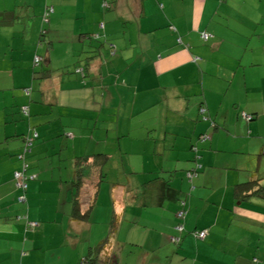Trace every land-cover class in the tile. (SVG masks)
I'll list each match as a JSON object with an SVG mask.
<instances>
[{
	"label": "crops",
	"instance_id": "0c3cea01",
	"mask_svg": "<svg viewBox=\"0 0 264 264\" xmlns=\"http://www.w3.org/2000/svg\"><path fill=\"white\" fill-rule=\"evenodd\" d=\"M259 10L264 0H0V264H82L107 235L113 210L119 227L130 225L127 238L147 233L152 243L137 226L145 216L150 228L161 223L168 240L177 201L152 187L128 203L129 189L157 176L185 194L180 240L169 251L156 243L168 264H264V197L234 191L255 177L264 186V49L249 46ZM36 54L42 60L34 67ZM241 111L255 118L246 122ZM32 131L37 137L20 158ZM202 133L211 138L199 141ZM193 144L202 168L176 186L194 163ZM128 145L144 163L153 160L140 185L112 188L105 180L97 191L96 176L88 177L80 210L97 191L95 202L85 219H74L78 158L116 146L125 153ZM24 163L34 175L26 191L13 175ZM193 230L207 234L195 239ZM116 236L117 260L123 246ZM149 253L159 260L149 251L129 264H150Z\"/></svg>",
	"mask_w": 264,
	"mask_h": 264
},
{
	"label": "trees",
	"instance_id": "16d2710c",
	"mask_svg": "<svg viewBox=\"0 0 264 264\" xmlns=\"http://www.w3.org/2000/svg\"><path fill=\"white\" fill-rule=\"evenodd\" d=\"M107 6H108V4L106 3V7ZM51 7H52L51 5L46 6L44 8V11L41 14V23H42L41 34L42 35L45 34V32H46L45 26L49 23L50 15L53 12V10L49 11V8H51ZM44 12L48 13L47 22L44 21V19H43ZM100 28H103V24L101 25ZM199 33H200V39L203 42L208 41L209 38L211 37V34L206 32V31H201ZM203 34H207L206 39L202 36ZM95 37H98V34H96ZM177 41L181 43L182 42L181 37H178ZM185 45L188 46V44H185ZM263 46H264V44H263ZM36 57H37V60H36ZM41 60H42L41 56H39L37 54L34 55V57H33L34 67L38 66L40 64ZM198 60H199L198 56L192 58V61H194V62H197ZM82 66H85V65L83 64ZM82 66H78L76 68V71L80 72V70H81L82 72H80V73L83 74L84 68ZM24 91L26 94H28L30 92V88L26 87V88H24ZM24 107L27 108V113L24 112V110H23ZM204 110H205V108L203 106H201L200 112L203 113ZM21 112H22V114L27 115L28 114V107L27 106H21ZM241 114H242V119L246 122H250L255 118V115L252 113H249V112L247 113L245 111H241ZM246 116L248 118H246ZM211 125H212V127H214L215 122L214 121L211 122ZM33 134H34V131H32V133L29 134L25 138L24 148H23V150L19 156L20 158H23V155L25 152L30 151L31 146L33 144V141L37 137V134L35 136H33ZM29 138L32 139L30 144H28ZM210 138H211V134H208V133H202L197 137V139L201 142L209 140ZM191 149L196 153V157L194 159L193 165L190 167L192 170L191 169L187 170V172L189 170L195 171L194 172L195 174L190 179L186 175V177L189 179L190 182L195 176H197V174L200 172V170L202 168V164L199 161L200 156L197 154V152L199 150L198 147L195 144H193ZM110 159H111V155L108 153L95 152L89 156H80L78 158V160L76 161V166H75L76 168L74 170V180L71 182L72 185L75 187V189L78 192V193L76 192L74 199H73L74 201H73V208H72V217L74 219H77V220L85 219L87 214H88L89 209L94 205L95 198H96V192L99 190L98 189L99 184L102 182H105L107 176L110 174L108 172L109 167H107L109 162H110ZM25 164L27 165V163H24L21 168H23ZM118 169H119V171L115 170L116 177H118V178H115L111 182V184H109L110 187H112V188L125 185L124 183H122L121 179L123 178V176H125L126 168L124 166L123 167L124 170H121L120 168H118ZM15 171H17V170H15ZM113 172H114V170H113ZM187 172H186V174H187ZM25 173L27 175H32V174L27 173V167L25 168ZM112 174H110V175H112ZM90 176H96V180L93 183V186L96 188L97 191L92 194L90 199H88L87 210L81 211L80 210V207H81L80 204L83 201V199L80 196V190L84 189L83 186L85 184V180L88 179V177H90ZM33 177H34V175H33ZM32 178H30V179H32ZM30 179H28V178L26 179V183H27L26 188H20V187H17L16 180L14 178V182L16 185L15 187L19 190L26 191L28 188V182ZM152 187H154L156 190L161 192L160 193V196H161L160 199L167 197L170 199V201H177L179 207H180V201H182V200L185 201V197H184L185 194H183V192H181L179 189L172 187L170 185V179H165L163 177H158V176L142 183L141 186L136 187L135 189H129L128 190L129 200L126 198L125 201L128 200V203H129L135 199L137 200L140 197L143 198V196L145 195V189L147 190V188H152ZM138 188L142 189V193H141L142 195L138 193V191H137ZM234 191L237 195H240L239 197L242 199H248V198H251V197L256 196V195L264 197V186H263V184L260 183V180L256 177L249 180V181H246V182L237 183L235 188H234ZM17 217H19V216H17ZM120 220H121L120 219V213H117L115 210H113V213L111 216V222H110V226H109V231H108L107 235L98 244H96L95 246L90 248L88 254L81 260L82 264H116V258H114V248L113 247H114V243L116 241V234L118 232ZM28 226L29 227H35V225H33L32 223H28Z\"/></svg>",
	"mask_w": 264,
	"mask_h": 264
},
{
	"label": "rangeland",
	"instance_id": "374dc122",
	"mask_svg": "<svg viewBox=\"0 0 264 264\" xmlns=\"http://www.w3.org/2000/svg\"><path fill=\"white\" fill-rule=\"evenodd\" d=\"M261 12L262 11L259 10L257 13V16H256V14L254 15L256 18V22L253 24V30L255 31V37H253V39L250 41L249 46H261L264 49V46L262 45V44H264V35H263L264 34V14H262ZM254 38H256L257 41ZM127 149L128 150L125 153H122L119 150L118 146H116L114 149L110 150L111 159H110V162H109L107 167H111L114 170V172L112 175L109 174L107 176L105 183L107 184L108 187H110L109 184H111V182L115 178H118V177H116V172H115L114 168H120L121 169L123 166H125V168L128 169L129 176H128V178L123 176V179H121L122 183H124L125 185H128V186L129 185L130 186H138V185H140V183L142 181L140 177L145 175L144 174L145 170L151 169V167L153 166V160H149L146 163H144L141 160V158H139L137 156L138 155V153H137L138 148L137 147L132 148L130 145H128ZM116 152L122 153L123 158L125 155L127 156L125 158L127 160V164H126V161L123 160V158L119 154L115 155ZM164 165L167 166L168 165L167 162ZM189 169H191V168H189ZM187 170L185 171V177H186ZM186 181H189V179L187 177L186 178L177 177L173 180V183L176 186H179V185L184 184ZM99 201H100V199H99ZM131 210H134V209L133 208L129 209V211H128V217L129 218H131V216H130ZM149 219L150 218H147L145 216L139 218V222L137 223L138 224L137 226L141 230H149L150 234H152L153 237L155 238L152 241V243H150L149 239H147V233H145V238L143 240L140 239L138 234L130 236L131 238H127V226H130V225H126L127 220L122 221L123 225L119 227L117 235H119V232H120V238H118V239L121 241L123 249L119 252L118 259L116 260L117 264H126V263L129 264V261H130V263H132L134 261V259H133L134 257H132V256L137 257L140 255V253L144 252V254H145L149 251L154 252V256H157L160 260V261L159 260L153 261V259L151 260L150 259L151 255L149 253L148 260H151L150 264H162V262H165L166 264L170 263L169 259H167V257H166L165 249L164 248L159 249L157 247L156 243H163V246H165L166 250L169 251V249H171L172 247L177 245L176 243L171 241V239H169L170 238L169 235H179L181 238V234L184 231L178 232L174 229V226L178 221L177 218L175 217L176 222L172 227L174 231H173V233L168 232L167 233L168 240L164 241L163 234H161V232H164L163 227L161 226V223L157 224L156 230H155L153 228H150L152 224H151V221ZM100 220H101V218H100V216H98L97 223H96L97 225H100V222H99ZM131 222L134 223L133 221H131ZM182 222H184V219L182 220ZM141 230H139V231H141ZM191 235H192V232H191ZM133 236H135V237H133ZM193 237L196 239L195 236H193ZM200 240H202V239H200ZM124 247H125V250H124ZM71 251H73V249H66V250L62 251V253L66 254V253L71 252ZM132 251L134 253H132Z\"/></svg>",
	"mask_w": 264,
	"mask_h": 264
},
{
	"label": "built area",
	"instance_id": "2783aa9c",
	"mask_svg": "<svg viewBox=\"0 0 264 264\" xmlns=\"http://www.w3.org/2000/svg\"><path fill=\"white\" fill-rule=\"evenodd\" d=\"M52 10H53L52 7L49 8V11H52ZM43 19H44V21L47 22V20H48V13L47 12H44ZM202 36L205 39L207 38V34H203ZM36 60H37V57H36ZM80 72H82V71L80 70ZM23 110H24L25 113H27V108L26 107H24ZM246 118H248V117L246 116ZM35 135H36V133L34 132L33 136H35ZM28 140H29L28 144H30L32 139L29 138ZM26 167H27V165L25 164L24 167L22 168V170H17V171L14 172V178L16 180L17 187L26 188V186H27L26 179L27 178L30 179V178L33 177V175H27L25 173V168ZM191 170H189L187 172V174H186L189 179L195 174L194 173L195 171H191ZM184 206H185V201H183V200L180 201V207L176 211V218H177L178 221L175 224L174 229L176 231H178V232H183L184 231V224L182 222V220L185 217V213H186ZM206 234H207V230H194V231H192V235L195 236L198 239H204ZM170 238H171V241H173V242H178L180 240V236L179 235H171Z\"/></svg>",
	"mask_w": 264,
	"mask_h": 264
}]
</instances>
